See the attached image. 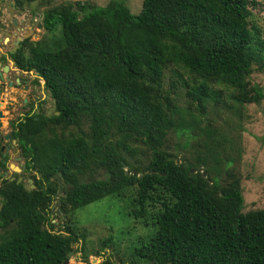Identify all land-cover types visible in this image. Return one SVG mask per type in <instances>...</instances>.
<instances>
[{
    "label": "trees",
    "instance_id": "obj_1",
    "mask_svg": "<svg viewBox=\"0 0 264 264\" xmlns=\"http://www.w3.org/2000/svg\"><path fill=\"white\" fill-rule=\"evenodd\" d=\"M259 2L141 0L133 14L123 0H108L42 12L39 26L48 33L57 26L59 39H24L11 59L36 72L54 109L11 125L25 166L0 176V264L62 263L71 243L81 248L71 213L128 188L129 214L151 229L127 262L104 239L101 264H117L114 255L119 264H264V208L241 211L239 146L204 117L228 101L263 96L247 80L252 68L264 71ZM165 72L173 78L167 85ZM181 87L177 105L170 94L179 97ZM170 132L192 148L189 156L167 149ZM132 142L143 146L144 163L129 161ZM4 160L0 153L1 171ZM23 173L32 188L15 182ZM52 202L65 216L58 230Z\"/></svg>",
    "mask_w": 264,
    "mask_h": 264
},
{
    "label": "rangeland",
    "instance_id": "obj_2",
    "mask_svg": "<svg viewBox=\"0 0 264 264\" xmlns=\"http://www.w3.org/2000/svg\"><path fill=\"white\" fill-rule=\"evenodd\" d=\"M5 0H0V14L6 19L8 17L5 11ZM21 7L26 13L31 14V17L37 18L34 27L39 33L31 37L34 39H46L48 43H54L59 39L58 27H54L51 32H46L41 26L40 16L43 11L50 7L59 5L71 4L75 8V2L87 5H104L108 0H20ZM130 12L135 14L140 8L141 0H123ZM258 10H253L254 19L261 29H264V0H259ZM35 14V15H33ZM20 17V13L16 15ZM6 28V27H5ZM36 33V32H34ZM7 46L0 44V50L4 51ZM164 85H167L169 80L173 79L168 72L164 74ZM247 80L250 83L258 85L262 90V98L258 103L237 104L228 101L225 105H219L214 109H207L204 117L212 121V125L227 136L233 137L240 149V156L236 163V168L240 177V191L242 196L241 211L245 212L251 209L264 208V71H258L252 68ZM176 97L170 94L173 101L177 104H183V89L177 88ZM45 94V90L43 91ZM49 100L46 101V105ZM1 106V105H0ZM2 111V108H0ZM8 126L6 118H0V133L6 132ZM181 139H178L173 132L167 136V149L178 156L185 154L189 156L192 148L187 146L182 147ZM136 148V153L128 159L131 162L135 160L144 163L146 161L145 151L139 143L132 142ZM17 148L8 150L7 163L17 165L23 159H15L17 156ZM200 167V166H199ZM7 175L11 173H20L7 168ZM94 177L101 175L95 174ZM28 175L23 173L21 181L26 184ZM133 188H128L123 195L105 196L96 201L90 202L79 209L74 210L70 216V222L77 232L82 234L81 248L79 242L71 243V253L68 255V264H101L102 257L97 255L100 250L101 242L109 238L111 244L115 245L118 250V255L122 261L127 262L130 257V251L137 244L138 238L147 235L151 226L145 227L138 220L132 218L129 214V209L132 205ZM56 203L50 205V222L54 223L53 230H58L63 225L65 216L55 212ZM103 251L108 254L110 250L104 248ZM85 255V260L80 258ZM115 261L118 262V256Z\"/></svg>",
    "mask_w": 264,
    "mask_h": 264
},
{
    "label": "flooded vegetation",
    "instance_id": "obj_3",
    "mask_svg": "<svg viewBox=\"0 0 264 264\" xmlns=\"http://www.w3.org/2000/svg\"><path fill=\"white\" fill-rule=\"evenodd\" d=\"M7 1L12 5L13 13L7 11ZM4 2L6 5L5 11L8 17L6 19L0 14L1 39L3 37L2 35H6L12 37L14 41L18 36L20 37L18 46L24 39H28V41L31 42L37 41L38 39H31V37L35 36L34 34L37 35L39 33V31H36V27H34L37 18L31 17V14L26 13L22 7L15 5L14 0H5ZM18 10H20V12ZM19 13L21 21H17L15 18ZM19 24H22L25 27L21 32H19ZM5 32L10 34H6ZM1 39L0 44L2 45L3 43ZM13 41L4 51H0V108H2V111L0 109V118L5 117L8 126L6 132L0 133V153L1 156L6 157V160H4L6 161V170L9 168L7 163L9 157L8 150L15 147V140L12 139L9 134L11 125H16L23 117L32 114L49 115L54 109L51 108L53 99L49 96L50 94L47 92L48 90L44 88L43 82L41 81L42 79L37 76L36 72L33 69L24 70L15 66L11 59V53L14 52L18 46L14 48ZM5 62L10 63L14 69H10L7 64H2ZM3 66H6V69H3ZM40 83H42V86H40ZM44 90L45 94H43ZM47 100H49V104L46 105ZM17 156L19 155L17 154ZM23 170L24 168L21 171ZM4 171L0 170V173Z\"/></svg>",
    "mask_w": 264,
    "mask_h": 264
},
{
    "label": "water",
    "instance_id": "obj_4",
    "mask_svg": "<svg viewBox=\"0 0 264 264\" xmlns=\"http://www.w3.org/2000/svg\"><path fill=\"white\" fill-rule=\"evenodd\" d=\"M6 4H7V11L9 13H13L12 5H10L9 1H7ZM18 11L20 12V10H18ZM5 33L6 34H10L8 32H5ZM19 40H20V37H18V36L14 39V41H13L14 48H16L18 46ZM3 69H6V66H3ZM0 77H1V74H0ZM47 92L50 93L49 90ZM51 108L52 109L54 108V100H52ZM0 116H1V113H0ZM15 159H20V157L17 156V157H15ZM24 165H25L24 164V161H22L18 165H14L13 163H8V167L10 169H12V171H16V172H20L24 168ZM124 173H126V170H124ZM6 175H7V172L6 171L0 173V176H2V177L6 176ZM202 175H204V172H202ZM53 177L56 178V181H57V192H59L60 191V178L58 177V174L57 173H54L53 174ZM9 179H12V177H9ZM19 181H21V176H17L16 179H15V182L16 183H18ZM27 183H28V186H26L25 184L23 185L25 189H29V188H32L33 187V185L31 184V180L30 179H27ZM70 253H71V251L68 252V255ZM114 259H116L115 256H114ZM60 264H68V260L63 261Z\"/></svg>",
    "mask_w": 264,
    "mask_h": 264
},
{
    "label": "crops",
    "instance_id": "obj_5",
    "mask_svg": "<svg viewBox=\"0 0 264 264\" xmlns=\"http://www.w3.org/2000/svg\"><path fill=\"white\" fill-rule=\"evenodd\" d=\"M15 18L17 19V21H21L20 19V17H17V16H15ZM18 27H19V32H21L22 31V29H24L25 27L22 25V24H19L18 25ZM18 30V29H17ZM18 35H19V33H18ZM3 37H2V39H1V36H0V39L2 40V43H3V45L4 46H7V45H9L10 43L12 44V41H13V38L12 37H9V36H6V35H2ZM1 51V50H0ZM2 64H7L8 66H9V68L10 69H14V67H12L11 65H10V63H2ZM42 81V80H41ZM43 82V81H42ZM40 86H42V83H40ZM20 159H22V158H20ZM19 164V163H18ZM17 164V165H18Z\"/></svg>",
    "mask_w": 264,
    "mask_h": 264
}]
</instances>
